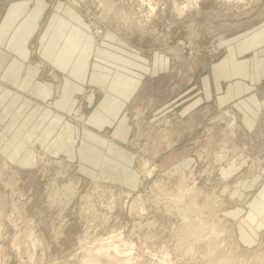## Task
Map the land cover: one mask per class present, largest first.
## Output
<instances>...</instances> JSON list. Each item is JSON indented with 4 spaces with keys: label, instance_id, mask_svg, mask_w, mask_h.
Wrapping results in <instances>:
<instances>
[{
    "label": "rangeland",
    "instance_id": "obj_1",
    "mask_svg": "<svg viewBox=\"0 0 264 264\" xmlns=\"http://www.w3.org/2000/svg\"><path fill=\"white\" fill-rule=\"evenodd\" d=\"M14 1L0 0V25ZM187 1L45 0L35 26L23 16L0 34V264H264V104L249 127L244 108L201 91L239 41L251 45L237 57L264 73V0ZM60 15L144 59L129 66L141 81L118 142L129 170L67 152L100 92L86 85L68 112L55 106L66 72L46 47ZM252 92L264 99V77ZM114 127L99 132L111 138Z\"/></svg>",
    "mask_w": 264,
    "mask_h": 264
},
{
    "label": "crops",
    "instance_id": "obj_2",
    "mask_svg": "<svg viewBox=\"0 0 264 264\" xmlns=\"http://www.w3.org/2000/svg\"><path fill=\"white\" fill-rule=\"evenodd\" d=\"M44 1L15 0L14 2L17 4H11L6 11L5 19L0 25V34L11 31V25L15 22L14 19H20L23 16L31 18V28L33 25L35 26L43 8L42 3L45 4ZM32 2L35 4L32 6L28 4ZM65 18L60 15L55 26H52L56 44L46 47V54L50 53L52 57L54 56L57 65H61V68L66 72L61 75L62 84L54 100L55 106L63 112H68L74 106L76 94L86 85H92L100 92L97 103L88 110L90 113L88 121L91 128L89 130L83 129V140L77 150L71 148L67 152L68 154L76 152L78 158H81L80 161L88 163L89 166L94 165L96 167L99 162H103V164L107 162L114 166L117 165L119 171L129 170V164L125 163L127 151L118 142L121 143L124 140L128 130L123 115V107L126 101L138 90L141 81V74L136 71L138 68L129 70V66H139L142 69L145 64L144 59L137 54L134 55V58H129V53L125 48L126 44L122 41L118 42L117 45L113 44L114 36L111 33L106 32L102 44H96L92 35L84 27L72 26L70 21ZM30 22L21 19L19 24L23 26L30 24ZM31 30H25L24 33L28 36L32 32ZM250 45L239 41L236 43V47L229 49L222 58L215 62L211 69V77L204 76V80L201 81V91L205 99L214 96L217 104L232 101L233 105L238 106L241 110L244 108L246 110V112L243 111L244 122L252 127L257 108L261 102L264 104V99L258 101L252 89L264 77V73H259L255 68L253 70L246 68L250 61L247 58L239 59L237 57V52L238 54L243 53L249 49ZM20 50L27 51L25 44ZM13 55L9 64H20L16 54ZM91 58L99 59L102 63L90 61ZM253 61L260 66L262 65L259 60L254 59ZM26 76L25 79L28 81L34 79L33 73H28ZM43 94L45 92L41 95ZM46 94L45 96L49 95L47 92ZM53 94L52 92L50 96L54 97ZM93 95L94 93L88 94V99L93 98ZM45 110L49 111L48 109ZM105 124L111 127L115 126L111 131V138L104 137L99 132ZM95 127L98 129L95 130ZM61 135L64 136L63 133ZM66 147L70 148V146L64 145V148ZM103 164L99 163L104 168L105 164ZM82 167H85L88 173L92 174V169L87 166Z\"/></svg>",
    "mask_w": 264,
    "mask_h": 264
},
{
    "label": "bare ground",
    "instance_id": "obj_3",
    "mask_svg": "<svg viewBox=\"0 0 264 264\" xmlns=\"http://www.w3.org/2000/svg\"><path fill=\"white\" fill-rule=\"evenodd\" d=\"M189 1V0H188ZM187 1V2H188ZM193 2V1H192ZM191 3V2H190ZM189 3H185V4H183L182 6H180L179 8H177L176 7V10H181L182 9V7H185V6H187ZM193 4H195V3H193ZM106 5V4H105ZM179 6V5H178ZM178 11V12H179ZM180 12H183V11H180ZM101 33V30H100V28H96L95 30H94V34H97V35H99ZM59 81V80H58ZM145 164H146V161L142 164V168H143V170L144 171H146L144 168H145ZM149 171V170H148ZM189 175V174H188ZM183 178V177H182ZM74 183V182H73ZM184 183V182H183ZM64 185H67V184H64ZM70 185H72V183H70ZM65 187V186H64ZM69 187V185H67V187H65V188H68ZM74 187V186H73ZM72 187V188H73ZM65 188H63L64 190H65ZM185 188V187H184ZM183 187L181 188V189H184ZM188 188V187H187ZM186 188V189H187ZM191 188V187H190ZM190 188H188V189H190ZM78 189V188H77ZM187 189V190H188ZM185 190V189H184ZM191 190V189H190ZM194 190V189H193ZM66 191H68V189L66 190ZM73 191H75L74 189H73ZM179 191V190H178ZM181 191V190H180ZM179 191V192H180ZM192 191V190H191ZM65 192V191H64ZM124 193V192H123ZM64 194V193H63ZM63 194H62V196H63ZM69 194V193H68ZM74 194V193H73ZM175 194V193H174ZM190 194V193H189ZM67 195V194H66ZM70 196H71V194H69ZM177 195H178V193H177ZM62 196H59V197H62ZM176 196V195H175ZM64 197H66L65 195L62 197L63 199H66V198H64ZM72 198V197H71ZM68 199V198H67ZM66 199V200H67ZM70 199V198H69ZM68 199V200H69ZM172 199H174L173 197H172ZM178 199V198H177ZM180 199H183V198H180ZM71 200V199H70ZM170 200V199H169ZM176 200V199H175ZM179 200V199H178ZM193 200V199H192ZM62 200L60 199V202H61ZM177 201V200H176ZM58 202H59V200H58ZM64 202V201H63ZM63 202H61L62 204H64ZM66 202H68V201H66ZM70 202V201H69ZM173 202V201H172ZM193 202V201H192ZM174 203H176V202H174ZM196 203V202H195ZM66 205V204H65ZM195 205V204H194ZM168 206V205H167ZM170 206V205H169ZM188 206H189V204H188ZM171 207V206H170ZM85 209V208H84ZM170 209V208H169ZM178 210V209H177ZM182 211H184V210H182ZM184 216H185V214H184ZM103 246H104V244H103ZM105 248H107V247H110L109 245H106V246H104ZM100 248H102V247H100ZM111 248H113V250L115 249H117V245L116 244H112V247Z\"/></svg>",
    "mask_w": 264,
    "mask_h": 264
}]
</instances>
